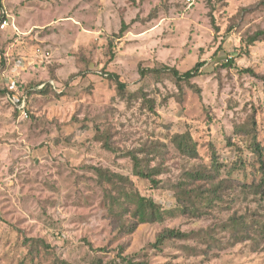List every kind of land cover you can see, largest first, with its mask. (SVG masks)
<instances>
[{
  "label": "rangeland",
  "instance_id": "rangeland-1",
  "mask_svg": "<svg viewBox=\"0 0 264 264\" xmlns=\"http://www.w3.org/2000/svg\"><path fill=\"white\" fill-rule=\"evenodd\" d=\"M5 15L14 28L0 29V264H126L118 253L264 264L262 236L223 227L234 215L264 222V187L243 186L264 177V35L248 43L264 29V0H0ZM197 61L200 74L180 86L138 72ZM184 135L196 155L177 149ZM212 153L218 197L198 204L204 215L184 214L176 183ZM132 155L155 169L156 187L134 173ZM99 167L127 176L163 220L119 233L106 197L118 184H100ZM167 228L192 234L155 245Z\"/></svg>",
  "mask_w": 264,
  "mask_h": 264
},
{
  "label": "trees",
  "instance_id": "trees-1",
  "mask_svg": "<svg viewBox=\"0 0 264 264\" xmlns=\"http://www.w3.org/2000/svg\"><path fill=\"white\" fill-rule=\"evenodd\" d=\"M1 21V19H0ZM126 24L122 23L120 32H123L126 28ZM264 35V29L256 31L249 39L248 43H252ZM204 64V61H197L193 67L185 71L180 72L175 67H170L165 64L160 66H154L151 68H139L138 72L141 77H144L147 73L158 75L161 73L169 74L174 83L178 86L181 83L189 84L190 80L200 74V68ZM228 62L227 65H230ZM116 85V90L119 95L125 90V83L122 82L117 74H108ZM50 85L43 84L39 92L45 91ZM33 89L27 88L28 93ZM9 97H14V92L6 91ZM23 99V98H22ZM21 103V99L18 100ZM20 112V110H18ZM177 149L186 155H196L195 142L187 136H181L178 140H174ZM249 146L259 156L262 155V148L260 144L256 142L252 136ZM133 162V171L140 178L146 179L151 183L152 187H156L158 180L154 177L155 169L146 170L142 168L141 161L135 155L131 156ZM261 161V159H259ZM220 164L217 162L216 155L211 154V162L209 166H199L191 168L184 173L182 180L176 183V199L178 201L177 208L186 214L196 216L204 215L198 209V204L207 203V206H211L215 199L218 197L220 186L223 185V179H218ZM98 176V181L103 184V180L107 183L118 184L114 191H107V209L111 216L118 221V232L121 234L132 233L142 223L160 222L164 218V214L167 213L163 210L151 197L142 195L137 189L132 187L131 180L123 175L116 172H111L105 168H95ZM244 187L253 188L256 192L260 191L264 187V177L256 184H243ZM246 189V188H244ZM225 230H231L236 234L242 236L239 240H245L250 237L251 233H257L264 239V222L259 220H251V222L245 216H232L229 218L227 223L224 224ZM191 232H182L177 229L167 228L157 234L155 245H159L168 239H184L191 235ZM126 264H146L144 261H134L131 257L121 256Z\"/></svg>",
  "mask_w": 264,
  "mask_h": 264
},
{
  "label": "built area",
  "instance_id": "built-area-1",
  "mask_svg": "<svg viewBox=\"0 0 264 264\" xmlns=\"http://www.w3.org/2000/svg\"><path fill=\"white\" fill-rule=\"evenodd\" d=\"M187 2L189 3V2H191V0H187ZM9 25H11V27L14 28V25L11 22V20L8 18V16L7 15L3 16L1 18V21H0V29H5ZM22 101H23V99H22ZM19 110L21 112H24L23 106H21V108H19Z\"/></svg>",
  "mask_w": 264,
  "mask_h": 264
}]
</instances>
